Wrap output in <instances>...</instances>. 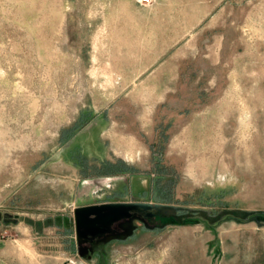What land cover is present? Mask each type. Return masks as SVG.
<instances>
[{"label": "rangeland", "instance_id": "374dc122", "mask_svg": "<svg viewBox=\"0 0 264 264\" xmlns=\"http://www.w3.org/2000/svg\"><path fill=\"white\" fill-rule=\"evenodd\" d=\"M160 2L146 25L130 0H0V264H201L188 249L199 225L136 215L78 242L75 207L152 203L153 151L179 203L264 210V0ZM159 42L176 51L178 79L152 107L125 81L149 70L132 75L116 53ZM82 115L92 120L79 126ZM102 160L131 170L100 175Z\"/></svg>", "mask_w": 264, "mask_h": 264}, {"label": "crops", "instance_id": "0c3cea01", "mask_svg": "<svg viewBox=\"0 0 264 264\" xmlns=\"http://www.w3.org/2000/svg\"><path fill=\"white\" fill-rule=\"evenodd\" d=\"M160 1L163 2V0H151L150 4H141L136 0H130V3L133 14L138 20L141 19L140 16L143 12L147 15L146 19L148 21L145 22L147 25L150 24V15L154 13L152 12L153 7L161 3ZM132 21L138 32L144 30L146 26L144 22L141 24L135 20ZM146 28L148 27L146 26ZM171 48L168 47V44L159 42L154 48H146L148 50L145 49V52L144 50L132 51L126 49L125 53L123 50L116 53V58L121 60L120 65L132 68L130 71L132 75H143L149 70L143 80L137 81V77L131 81L125 80L126 83L136 84L134 88L135 97L145 99L146 104L149 106L155 107L156 104L164 100L167 93L172 90L177 82L178 58H176V51ZM253 222L252 225L247 223L248 226L245 228H236V225L240 226L241 224L235 221H223L213 229L203 223L192 224L194 226L199 225L201 236L199 239L197 238L195 244H190L191 247L188 249L193 252L197 251L201 264L202 257L205 262L208 261V264H213V262L214 264H264V221L262 223ZM192 225L182 226L190 227ZM188 231L193 233L197 230L189 229ZM180 248H176L172 238L168 245L167 257L174 259V250L183 251ZM172 264H174V261H172Z\"/></svg>", "mask_w": 264, "mask_h": 264}, {"label": "trees", "instance_id": "16d2710c", "mask_svg": "<svg viewBox=\"0 0 264 264\" xmlns=\"http://www.w3.org/2000/svg\"><path fill=\"white\" fill-rule=\"evenodd\" d=\"M84 117L85 115L80 116L79 121H81V123L79 124V126L86 125L90 120H92L90 119V117ZM79 126H72L68 130H66V140L71 139L76 134L75 129H77ZM152 158L158 171L156 173V176L152 178L149 192H147L146 195H149V198L150 200H152V204H154V206L151 209L145 210L141 214H139L140 217L147 219L150 223H152V227L164 228L166 225H189L203 223L209 228L213 229L219 223L226 220H234L237 222H245L249 220H256L259 222L264 221V210H245L235 208L231 209L229 207L223 206L217 209L210 206V208H204L205 205L211 202L210 200L207 202L202 200V194H200L198 196V199H196L195 201L200 206L198 204L193 206L190 204L187 205L185 203H179L178 200H175L173 198V177L166 176L161 169V167L163 166H161L162 157L160 153L157 151H153ZM74 159L76 163L80 164V168L83 170L85 176L88 175V173L85 172V170L88 169L87 158L82 153L81 149L74 152ZM94 169L100 172V175L107 176L127 174V171L131 170L122 160H102L100 166ZM143 194H145V192ZM172 201H175V203H173ZM161 207H171L173 209V213H170L169 215L157 214ZM149 213H152V215L149 216Z\"/></svg>", "mask_w": 264, "mask_h": 264}, {"label": "water", "instance_id": "95a60500", "mask_svg": "<svg viewBox=\"0 0 264 264\" xmlns=\"http://www.w3.org/2000/svg\"><path fill=\"white\" fill-rule=\"evenodd\" d=\"M153 206L152 203L143 202H107L75 207L73 217L78 242L90 241L108 231L114 222L139 215ZM151 215L152 213H149V216Z\"/></svg>", "mask_w": 264, "mask_h": 264}, {"label": "built area", "instance_id": "2783aa9c", "mask_svg": "<svg viewBox=\"0 0 264 264\" xmlns=\"http://www.w3.org/2000/svg\"><path fill=\"white\" fill-rule=\"evenodd\" d=\"M136 1L141 3V4H148L151 2V0H136Z\"/></svg>", "mask_w": 264, "mask_h": 264}, {"label": "flooded vegetation", "instance_id": "af4514ba", "mask_svg": "<svg viewBox=\"0 0 264 264\" xmlns=\"http://www.w3.org/2000/svg\"><path fill=\"white\" fill-rule=\"evenodd\" d=\"M106 232H108V231H106ZM106 232H105V233H106ZM92 239H93V238H92ZM92 239H91V240H92Z\"/></svg>", "mask_w": 264, "mask_h": 264}]
</instances>
